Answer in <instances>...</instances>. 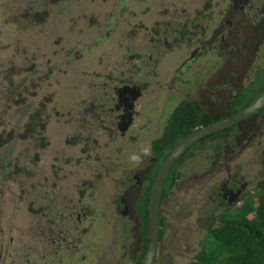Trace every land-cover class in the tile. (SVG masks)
<instances>
[{
  "label": "rangeland",
  "instance_id": "1",
  "mask_svg": "<svg viewBox=\"0 0 264 264\" xmlns=\"http://www.w3.org/2000/svg\"><path fill=\"white\" fill-rule=\"evenodd\" d=\"M226 10L225 0H0V258L32 262L43 253L42 264H130L123 252L132 241L133 216L116 212L117 197L135 187V175L153 158L151 143L179 102L191 98L204 115L225 112L224 86L210 85L207 75L231 61L203 54L185 71L178 64L196 31L191 42L176 32L160 41L168 50L170 43L177 59L168 71L166 50L143 29L171 15V32L178 22L200 21L198 14H210L203 26L211 29L222 25ZM248 23L230 21L226 33L232 47L248 50L261 64L264 28L257 32L256 22ZM127 36L142 37L136 43ZM135 52L147 71H134ZM236 64V78L245 85L256 64L237 57ZM134 81L142 95L131 110L132 127L117 129L115 111L107 106L115 100L114 88ZM254 128L249 149L233 160L220 147L216 154L215 139L180 164L175 186L159 205L163 234L153 264H190L208 227L240 208L238 199L223 207L211 202L227 174L240 182L242 177L244 197L257 200L256 185L264 177V111ZM68 241L76 248H58Z\"/></svg>",
  "mask_w": 264,
  "mask_h": 264
},
{
  "label": "flooded vegetation",
  "instance_id": "2",
  "mask_svg": "<svg viewBox=\"0 0 264 264\" xmlns=\"http://www.w3.org/2000/svg\"><path fill=\"white\" fill-rule=\"evenodd\" d=\"M225 1H226V5L228 4V10L224 11L222 16H221V22H222L221 26L219 23L216 25V27L213 26V27H211V29H208L207 26H203V25L206 24L204 21L209 19V17H207V16L210 14H208L207 16L205 15L206 16L205 18H202L203 17L202 14H198L199 17L201 16L200 21H196L197 19H195V21H193V23H194L193 25L190 23L191 20L190 21L187 20V22H185L183 24L178 22L175 29L171 31V32H174L175 34H176V32H178L179 38H182V40H185V41L190 40V42H191V38L193 37V35H192L193 32L196 31V36L192 40V47H191V49H188L189 50L188 53L182 59L181 66L178 65V67H184L185 71L188 72L189 66L192 64V62H195L203 54H204V56H206L207 54L210 53L215 57L216 56L219 57L220 55L224 56V57H229L231 60L230 62L224 63V64H222L220 62L219 66L214 69V72L212 74L207 75L208 76L207 79H208V81H210V85L223 84L224 92H225V100L224 101L226 104L228 103L229 99L233 98L237 94V92L243 90L244 88L250 89L251 94L256 96V98L254 99V100H256L264 92V89L263 90L261 89L262 86L264 85V82L261 81L259 83H256V81L260 78L261 74L264 72L263 71L264 70V57L261 60L259 59V62H261V64H256L253 56L252 57L248 56V50L241 49L240 47H238L239 49H235L236 47H232V45L230 43V38L228 37V35L226 33V29H227V24L230 21L236 20L240 24H243L245 27L247 24H249L248 22L254 20V22H256V24H257V28H256L257 32H259L261 28H264V0H225ZM207 6H209V5H207ZM229 6H230V8H229ZM206 11H210L209 8ZM169 17H172V16H168V18L165 20V22H161L159 25H156V23L158 21L157 19L153 21V23H154L153 25H156L158 28V31H159L158 36L161 37L167 31L169 32L170 24H171V20ZM187 23H189L188 27L190 26V29L189 30L187 29L186 35L184 37H181L180 29H181V27H183ZM135 25L137 27V30H142L140 28L141 26L139 24L138 25L135 24ZM207 30L211 31L212 34H210V33L206 34ZM143 31L147 32L150 35L148 28H144ZM142 36H136V38L141 39ZM167 37H168V35H166L165 39H160L156 42H153V45H158V42L160 44L161 43L160 41L167 42ZM137 39H135L134 37L130 38L129 36H127V40L130 42L136 41V43H138L139 41ZM150 41H154V40L150 39ZM160 47H163L164 48L163 50H166L167 57H170L168 55V54H170V51H169V53L167 51L168 45L164 46L161 43V46H159V48ZM169 48H170V43H169ZM240 51H241V53H239ZM156 52L162 54V52H160V50H158V49H156ZM236 57L240 58L244 64H247L249 61L251 62L252 65L256 64V66L253 67V70H251V71H254V73L251 74V76H249V78H248V80H250V79H252V80L250 82L246 83L245 85H241L240 79L238 77L236 78V71H238V68H237L238 65L236 64ZM130 59H131L132 66H133V69L135 72L138 70H142V69L146 70V68H145L146 60L140 59V57L136 54V52L133 53V55L130 57ZM156 62H158V61H156ZM167 63H168V60H167ZM224 65H225V68H223ZM249 66H251V65H249ZM167 69H169L168 71H171V66H167ZM177 69H175L174 72H176ZM172 70H174V69H172ZM228 70H229V73H228ZM263 79L264 78L262 76L261 80H263ZM170 80L173 83V86H176L175 82L173 81V76H170ZM121 87H125V86L122 85ZM118 88H120V87H118ZM131 88L138 91V94H135L134 97L132 98V101L136 102L140 99L139 97L142 95V93L140 91L141 86H140L138 81H134L133 84L131 85ZM90 89H91V86H90ZM116 90H117V87L114 88V90H113L114 94L116 93ZM186 91H189V89L187 88ZM97 94L99 96L98 92H97ZM99 98H100V96H99ZM96 101H97V99H94L92 102H96ZM114 103L115 102H113V108H111L110 110H111V112L115 111L113 115H115L114 118L116 120L117 129L118 128L119 129H126L127 127H129V128L132 127L130 120H131V117L135 114L129 115V117H128L127 114L125 113L126 114V115H124L125 118L123 120H121V118H119V117L122 116L123 113L121 111L115 110ZM112 109H114V110H112ZM263 111H264V105L260 109H258L255 113L249 115L244 120H241L240 124L238 126L233 125L230 128H228L224 131H221L222 133L220 132V134L225 136V139L219 137V138H217L216 143L218 145H220V148L224 152L225 156H229L230 159L233 160L235 158V154H238V152L242 153V151L245 148H246V150L249 149V143L247 141L248 140L247 136L249 133L253 134L255 132L254 127L258 123L260 117L263 115ZM226 113H227V111L225 110V112L222 113L225 115L218 120L224 119V118L232 115V114H229V111H228L227 115H226ZM218 120L215 119V121H218ZM210 121H212L210 123L215 122L212 119H210ZM210 123H208V124H210ZM132 124H133V122H132ZM208 124H206V125H208ZM202 126H205V125H201V126H197V127L199 128ZM197 127H195L193 129V131ZM211 140H213V138L210 135V136L206 137L205 139H202L201 141L197 142L196 144L200 147H203V146L209 144L210 142H212ZM216 143H214L213 145H215ZM215 152H216V154H219V152H217V151H215ZM215 158H218V155H216ZM147 168H148V166L146 167V169ZM139 178L142 179V181H139ZM135 180H137L134 182L135 187L134 186H128L127 189L125 190L124 194H123L124 196L122 198H120L118 196L117 197L118 200L116 202V212L117 213H120L122 211L123 214L120 213L121 215H126L127 217H130L131 215L133 216V218L131 219L133 221V224H132L133 227L131 228V232H132L131 239H132V241H131V244L127 247L128 249H125L123 252V255L125 257H127L130 264H137L139 254H141V250L143 247H144V250L142 253V257L144 256V253L146 250L145 246H146L147 240H148V238H147L146 243H144V241L142 239V235L138 233L137 230L139 227V222L137 221L136 214L134 213L136 201L139 199L140 194L142 192L141 186H142V183L144 180V173L142 172V174L141 173L136 174ZM239 180H238V178L235 179V175L230 177V175L227 174L226 180H224L223 182L218 184L219 189H218V192L216 193V196H215L216 198H215V200H213V198H211V202H215L218 206H222V205L227 206V205H230L232 202H234L236 199L242 200L244 197V193L247 190V187H246V182L243 181L242 177H241L242 182H240ZM75 222L79 223L78 218H76ZM158 242H159V240H158ZM59 244L60 243L57 242V245H59ZM75 245H76L75 242L68 241L64 244H60V246H58V248H60V249H62V248H69L70 249L71 248L73 250L74 248H76ZM75 251L77 252V249H75ZM36 252H38V251H36ZM25 254L28 257H30V256H32V251L28 250ZM142 257H141V259H142ZM6 258H7L6 261H4V258H0V264H42L41 260L42 261L45 260V256L43 253L39 254V256H34V257L32 256V262H29V259H23L21 257L20 258L17 257V260L14 262L10 258V255H7Z\"/></svg>",
  "mask_w": 264,
  "mask_h": 264
},
{
  "label": "trees",
  "instance_id": "3",
  "mask_svg": "<svg viewBox=\"0 0 264 264\" xmlns=\"http://www.w3.org/2000/svg\"><path fill=\"white\" fill-rule=\"evenodd\" d=\"M205 8L208 10L209 6ZM190 23L192 25L194 24L193 21H190ZM188 25L189 23L181 27V37L186 35ZM148 30L150 32L149 39L154 40L153 42L165 39L166 35H176L174 32L167 31L160 37L158 36L159 31L156 25H152ZM159 49L163 50L164 48L160 47ZM167 51L169 53L170 48L169 50L167 48ZM168 58L169 66H175L177 63L176 57L170 56ZM174 60L175 63L172 65ZM262 82H264V79ZM261 89H264V85ZM255 98L256 96L252 95L251 90L248 88H244L237 92L233 98L229 99L227 104H224L227 111L226 115L228 114V111L229 114L238 112L248 106ZM190 99L191 98H187L177 104L168 115L169 117L164 121L165 126H163L159 137L151 143L150 148L153 158L152 160H149L147 165L148 168L143 172L144 180L141 186L142 192L139 199L136 201L134 208V213L139 222L137 231L142 235L144 243H146L148 238L147 208L149 192L159 166L172 148L184 136L191 133L195 127L206 125L212 122L210 119L215 121V119L218 120L225 115L221 114L214 117L208 112L204 115L197 107L198 105L190 101ZM107 107L109 108L110 106ZM152 125L154 126L155 123L151 124V126ZM157 128L152 129L156 132ZM28 131L31 133L35 132L32 127L28 129ZM38 133L39 140H42V130L39 129ZM219 134H213L211 137L213 140L219 137L225 139L224 135ZM71 144H73V142ZM213 147L215 151L219 152L220 145L216 143ZM197 148H200V146L193 144L182 153L170 168L163 183L160 204L165 202L169 192L175 186L176 179L179 178L177 169H179L180 164L185 159H190L191 152ZM139 181H142V179L139 178ZM256 187L258 189V198L255 202H253L249 196L243 197L240 208L234 209L233 211H225L218 216L219 225L216 228L208 227L206 240L201 242V248L193 256L190 264H264V177L257 183ZM158 226L159 240H161L163 234V218L159 215V212ZM143 250L144 247L141 250V254H139L137 264H139L141 260Z\"/></svg>",
  "mask_w": 264,
  "mask_h": 264
},
{
  "label": "water",
  "instance_id": "4",
  "mask_svg": "<svg viewBox=\"0 0 264 264\" xmlns=\"http://www.w3.org/2000/svg\"><path fill=\"white\" fill-rule=\"evenodd\" d=\"M128 93L130 97H134L135 94H138V91L131 87H122L118 89L115 93L116 103L114 104V108L116 111H121L123 113L121 120L127 114L129 117V103L125 94ZM264 105V92L252 103H250L245 108L240 111L208 125L197 127L194 131L184 136L166 155L165 159L159 166L151 188L149 192L148 199V240L146 244V250L142 261L140 264H152V261L156 255L157 244L159 240V226H158V212L160 199L162 194V187L165 180L166 175L168 174L172 165L177 161V159L182 155V153L190 148L193 144L205 139L206 137L220 133L233 125H239L241 120H244L249 115L255 113L258 109H260ZM125 112H124V111ZM126 113V114H125ZM128 123V122H127Z\"/></svg>",
  "mask_w": 264,
  "mask_h": 264
},
{
  "label": "clouds",
  "instance_id": "5",
  "mask_svg": "<svg viewBox=\"0 0 264 264\" xmlns=\"http://www.w3.org/2000/svg\"><path fill=\"white\" fill-rule=\"evenodd\" d=\"M215 27H216V26H215ZM210 34H212L211 31H210ZM169 56H173V55H171V52H170V55H169ZM175 57H176V56H175ZM178 69H180V68H178ZM178 69H177V70H178ZM172 76H173V81H174L175 78H176L177 76H174V75H172ZM179 83L181 84L180 80L178 79L177 84H179ZM128 87H131V85L128 86ZM120 88H122V87H120ZM120 88L117 87V90L120 89ZM117 90H116V91H117ZM125 96H126L127 100H124V102L128 101V103H129V114L132 115V114H134V112H132L131 110H132L133 106L135 105V102L132 101V97H130V96L128 95V93H126ZM114 97H115V94H114ZM114 102L116 103V97H115ZM115 103H114V104H115ZM110 107L113 108V105L111 104ZM145 152H147V149L145 150ZM132 159H133V160H137L138 157H135V156H134ZM145 247H146V246H145ZM142 258H143V257H142ZM154 258H155V257H154ZM153 260H154V259H153ZM141 261H142V259H141ZM141 261H140V263H141ZM140 263H139V264H140ZM152 263H153V261H152Z\"/></svg>",
  "mask_w": 264,
  "mask_h": 264
}]
</instances>
